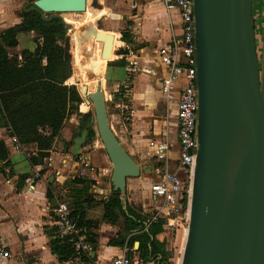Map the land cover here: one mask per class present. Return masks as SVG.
Here are the masks:
<instances>
[{"label":"crops","instance_id":"1","mask_svg":"<svg viewBox=\"0 0 264 264\" xmlns=\"http://www.w3.org/2000/svg\"><path fill=\"white\" fill-rule=\"evenodd\" d=\"M25 5L24 0H0V34L22 23L23 12L29 10ZM92 8V16L98 20L96 28L102 34L113 33L116 45L110 60L104 62L101 75L97 76V83L105 103L108 101L117 109L121 104H128L132 111L130 118L123 120V110L120 108L121 115L119 111L109 114L108 120L124 150L139 165L140 177L132 182L130 194L135 201L138 196L151 195L150 183L163 170V164L153 157L149 143L161 140L164 135L169 144L176 142V104L175 101L166 103L161 98L162 68L152 57L159 47L168 44L173 36L179 34V20L173 12H166L160 0H92ZM121 33H126L124 40L120 39ZM15 40L17 45L9 49L10 54L23 50L33 52L41 42L40 35L33 31H20ZM118 49L122 51L120 54L116 53ZM130 49L139 54L142 66L156 69V76H147L139 71L133 76L127 74V52ZM89 82L85 83L88 91L92 90L90 84L94 83ZM9 136H12L9 127L0 115V141L7 152V158L0 161V233L8 252L7 258L0 256V264H65L66 259L60 260L52 253L50 246L53 238L51 209L55 205L56 192L64 187L68 191V201L77 212L76 217L79 211H83V221L95 223L88 228L80 227L94 241L87 264H109V259L124 252L138 255L137 241L133 242L132 247L108 244L124 228L122 217H118L115 223L103 218V204L112 191V166L106 152L103 153L95 141V145H89L85 131H79L75 114L64 121L59 135L53 139L47 156L40 163L29 162V158H35L38 153L34 144L20 145V151L12 150L9 148ZM177 149L176 145L173 158L168 160V169L183 177L177 168ZM79 160L90 169L86 170L85 177L77 178L71 174L75 166L81 165ZM154 208L158 209V217L151 221H164L162 232L154 238L167 251L171 238L167 235L166 226L173 222L181 228L182 224L178 223V215L166 218L164 206L156 204ZM160 210L163 214H160ZM76 217L73 218L75 224ZM145 222L142 218V223ZM184 235L183 232L180 253Z\"/></svg>","mask_w":264,"mask_h":264},{"label":"water","instance_id":"2","mask_svg":"<svg viewBox=\"0 0 264 264\" xmlns=\"http://www.w3.org/2000/svg\"><path fill=\"white\" fill-rule=\"evenodd\" d=\"M29 9L47 20L84 12L86 0H33ZM193 20L196 154L180 264H264V0L260 61L252 0H193ZM114 40L97 33L93 59L109 61ZM77 90L92 105L112 190L124 194L139 165L110 127L99 83L92 92L86 84Z\"/></svg>","mask_w":264,"mask_h":264},{"label":"trees","instance_id":"3","mask_svg":"<svg viewBox=\"0 0 264 264\" xmlns=\"http://www.w3.org/2000/svg\"><path fill=\"white\" fill-rule=\"evenodd\" d=\"M97 23V18L91 15L83 21L80 33L78 29L72 31L59 18L43 20L38 11L29 9L23 12L21 24L0 34V115L3 116L4 124L9 127L10 134L21 146H36L38 153L35 158H29L31 164L42 162L53 139L59 135L64 121L73 114V109L78 104L84 103L77 90V79L84 84L89 82L93 73L89 67L96 63L102 72L104 62L92 59L96 34L101 33L96 28ZM20 31L38 33L41 42L33 52L23 50L10 54L9 49L16 47L15 36ZM125 38L126 33H121L120 39ZM72 40L76 44H72ZM120 52V49L116 51L117 54ZM95 85L91 83L90 87L94 88ZM88 120L89 116L81 115L80 132L88 131ZM86 136L91 139L87 133ZM175 141L169 144L168 160L173 158L177 145V140ZM6 158L5 145L0 141V161ZM70 206L71 216L74 218L77 212L73 210L71 203ZM103 210V218L112 223L118 217L124 220L122 234L118 233L115 238H111L109 245L132 247L133 242L137 241V254L142 260H153L154 264H169L163 244L154 238L163 230L162 219L151 221L145 228L146 223H142V219L135 213L124 209L120 193L113 190L104 202ZM78 213L77 227L88 228L95 225L93 222L83 221V211ZM87 237L94 244L92 236L87 234ZM50 246L52 253L60 260H67L72 253L69 244H62L54 237Z\"/></svg>","mask_w":264,"mask_h":264},{"label":"built area","instance_id":"4","mask_svg":"<svg viewBox=\"0 0 264 264\" xmlns=\"http://www.w3.org/2000/svg\"><path fill=\"white\" fill-rule=\"evenodd\" d=\"M29 9L31 0H24ZM166 12H173L179 20V34L171 38L168 44L159 47L152 57L153 61L161 66L160 94L164 102L175 101L176 104V140L178 146V170L168 169L169 142L164 135L161 140L152 141L153 157L161 162L162 172L158 178L150 183V193L154 199L161 202L166 208V216L175 218L177 213L184 211V223L188 220V204L192 174L196 154V127H197V92L195 80L196 47L194 40L193 0H160ZM127 74L133 76L136 72H143L154 77L157 74L153 66H142L140 56L130 49L127 52ZM182 80V83L180 82ZM123 111L130 110L128 104H121ZM9 148L20 151L21 146L14 136H9ZM77 165L72 171L73 177H85L86 170L90 169L85 162ZM38 177V174H36ZM183 178V179H182ZM68 191L64 187L58 189L55 196V205L51 209V234L62 244H69L72 253L65 264H87L93 244L87 234L76 226L72 216V208L67 199ZM185 206V207H184ZM149 224V223H148ZM187 226V225H186ZM185 229V228H184ZM0 256L7 258L8 252L4 248V237L0 233ZM109 264H154L153 260H142L136 254L122 253L109 259Z\"/></svg>","mask_w":264,"mask_h":264},{"label":"rangeland","instance_id":"5","mask_svg":"<svg viewBox=\"0 0 264 264\" xmlns=\"http://www.w3.org/2000/svg\"><path fill=\"white\" fill-rule=\"evenodd\" d=\"M33 0H31L32 2ZM93 8H92V0H86V10L84 12L80 13H56V14H45L46 18H59L61 19L68 27H70L73 30H79L82 27V23L84 20H86L89 16L93 15ZM252 19H253V27H254V39H255V46H256V55L258 60L260 61L261 58V50H262V26H263V0H252ZM72 44H76L75 40H72ZM116 45L114 46V48ZM87 48V45H86ZM88 49V53H89ZM94 72L95 75H101V70L98 67V63L90 65V67ZM78 81L80 80L79 78L77 79ZM77 81V87L81 84H84L82 82ZM90 83V82H89ZM96 88V87H95ZM95 88H91L89 92H92L95 90ZM108 102V101H107ZM106 102V108H107V114L109 117V114L117 113L119 111V114L121 115L120 112V107L115 108V105L107 103ZM82 106H85V108H82ZM131 110V109H130ZM73 114L76 115V121L77 124L79 123V120L81 118V115L85 114L89 116V120L87 123V130L85 134L87 133L88 136H90V142L89 145L93 146L97 143V147L105 152L103 145L98 137L97 131H96V125H95V118H94V113H93V108L92 105H86L84 103L78 104L75 109H73ZM130 113L129 111H123L122 114V119L126 120L127 118H130ZM126 123V121H125ZM92 130V131H91ZM94 141L96 142L94 144ZM140 177L135 178H129L128 179V184H126L125 192L124 194H120V200L121 204L124 209L129 210L135 215L144 218L146 221L145 223H148L154 218H157V208H154V206L161 205V202L159 200H153L152 196L147 193L145 194L144 197H139L133 201L131 199V192L133 188L132 182L137 180ZM132 184V185H131ZM185 207V206H184ZM163 211L160 210V214ZM178 215V223L182 224V227L179 228L176 225L173 224V222L170 223V226H166L167 228V235L171 238V244L167 245L168 250L166 252V258L169 262V264H177V261L180 260L181 255H182V250L180 253V247H181V237L184 232V228H186V225L184 223V211L177 213ZM166 218H168L165 215ZM141 218V219H142ZM165 220V219H164ZM184 227V228H183ZM185 243V241H184ZM183 243V246H184ZM183 248V247H182ZM134 249V248H133ZM164 249V245H163ZM180 264V261L179 263Z\"/></svg>","mask_w":264,"mask_h":264},{"label":"bare ground","instance_id":"6","mask_svg":"<svg viewBox=\"0 0 264 264\" xmlns=\"http://www.w3.org/2000/svg\"><path fill=\"white\" fill-rule=\"evenodd\" d=\"M114 43H115V41H114ZM95 45H96V42H94V47H93V52H92V59H93V54H94V49H95ZM94 60V59H93ZM96 60H100V61H103V60H101L100 58H99V54H98V57L96 58ZM103 62H105V61H103ZM90 81L91 82H94V83H96V85H97V82H98V78L97 77H94V78H91L90 79ZM87 85V84H86ZM88 87V86H87ZM96 87V86H95ZM263 112H264V107H263ZM186 228L184 229V233H185V235H184V241H185V238H186ZM184 247V246H183ZM182 251H183V248H182ZM180 261H181V258H180Z\"/></svg>","mask_w":264,"mask_h":264}]
</instances>
